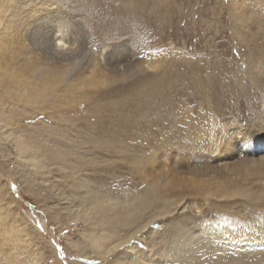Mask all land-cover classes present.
I'll return each instance as SVG.
<instances>
[{
    "label": "rangeland",
    "instance_id": "1",
    "mask_svg": "<svg viewBox=\"0 0 264 264\" xmlns=\"http://www.w3.org/2000/svg\"><path fill=\"white\" fill-rule=\"evenodd\" d=\"M251 33L264 34V0H0V264H264ZM57 36L71 61L41 42ZM153 215L104 258L90 243Z\"/></svg>",
    "mask_w": 264,
    "mask_h": 264
},
{
    "label": "bare ground",
    "instance_id": "2",
    "mask_svg": "<svg viewBox=\"0 0 264 264\" xmlns=\"http://www.w3.org/2000/svg\"><path fill=\"white\" fill-rule=\"evenodd\" d=\"M235 3V2H234ZM239 6V5H238ZM251 9V8H250ZM238 10V9H237ZM243 10V9H242ZM245 11H246V9H245ZM249 11H252V10H248V13H249ZM247 12V11H246ZM252 12H255V10L254 11H252ZM251 12V13H252ZM257 12V11H256ZM236 14V13H235ZM237 17V16H236ZM247 17V16H246ZM256 17V16H255ZM254 17V18H255ZM250 18V17H249ZM246 19V18H245ZM258 19V18H257ZM249 20V19H248ZM245 21V20H244ZM243 21V22H244ZM252 21V20H251ZM250 21V22H251ZM254 21V20H253ZM240 22V21H239ZM242 22V23H243ZM255 22V21H254ZM241 23V24H242ZM237 24V23H236ZM253 24V23H252ZM238 25V24H237ZM236 25V26H237ZM234 26H235V24H234ZM258 26V25H257ZM238 27V26H237ZM239 27H240V24H239ZM245 27V26H244ZM256 27V26H255ZM257 28V27H256ZM260 28V27H259ZM258 29V28H257ZM256 29V30H257ZM236 30V29H235ZM262 30V29H261ZM263 32V31H262ZM237 33V32H236ZM236 33H235V35H236ZM246 34V33H245ZM248 35V34H247ZM250 36H249V39H248V43H250V44H252V45H255L256 47H257V50H256V52L258 53V60H259V62L258 61H256V62H253L252 61V59H253V57L251 56V53H253V52H255V51H250V50H248V51H250L248 54H247V61H248V63L246 64L245 63V65H244V67H245V69L247 70V75H249L248 77H249V80H250V82L252 83V81L251 80H258L260 83H263L264 82V78L263 77H261V75H260V73H261V71L263 72V70H264V34H260V36H261V38L260 39H256L255 38V36H254V34H249ZM237 36V35H236ZM240 36V35H239ZM241 36H242V34H241ZM244 36V35H243ZM31 37V42H33V43H35V41H34V37L33 36H30L29 35V38ZM35 37H37V36H35ZM41 37V36H40ZM39 37V38H40ZM38 38V37H37ZM239 39V38H238ZM36 40V39H35ZM48 40V39H47ZM47 40H45V39H41V42H43L44 41V44L46 45V46H48V52H49V54H50V56H54L53 58H55L58 62L60 61L61 62V64L62 63H65V62H69V61H71V58L76 54V51H75V49H69L68 51H61V52H59V51H56V49L54 48L56 45L54 44V41H56V40H58L59 42H60V40H59V36H57V37H54V38H50L48 41ZM243 40V39H242ZM245 40V39H244ZM53 41V42H52ZM238 42V41H237ZM57 43V42H56ZM36 44V43H35ZM244 44V43H243ZM248 45V44H247ZM44 46V45H43ZM60 46V45H59ZM238 47V46H237ZM241 47V46H240ZM47 48V47H46ZM45 48V49H46ZM57 48V47H56ZM235 49V48H234ZM238 49V48H237ZM241 49V48H240ZM245 49V48H244ZM243 49V50H244ZM236 50V49H235ZM45 51V50H44ZM233 51V50H232ZM240 51V50H239ZM246 51V50H245ZM47 52V53H48ZM242 52V51H241ZM46 53V52H45ZM46 53V54H47ZM238 53H240V52H238ZM237 53V51H235V53L233 52V54H238ZM243 53V52H242ZM48 54V55H49ZM236 56V55H235ZM76 57V56H75ZM239 57V56H238ZM245 57V56H244ZM234 59V58H233ZM237 59V58H236ZM245 59V58H244ZM239 60V59H238ZM241 60V59H240ZM240 62V61H239ZM238 63V62H237ZM242 64V63H241ZM67 65V64H66ZM237 65V64H236ZM254 66V67H253ZM238 67V66H237ZM236 67V68H237ZM262 67V68H261ZM255 68V69H254ZM110 69H111V72H114V73H116V72H118L119 70H120V65H118V64H114L113 66H110ZM261 69H263V70H261ZM237 70V69H236ZM261 70V71H260ZM245 72V71H244ZM1 73V72H0ZM241 73V72H240ZM236 75H237V72L235 73ZM239 74V73H238ZM235 75V76H236ZM246 77V76H245ZM237 78V77H236ZM237 81H239L238 79H236ZM244 80V79H243ZM236 81V82H237ZM248 83H249V81H248ZM239 84H240V82H239ZM243 84V83H242ZM250 85V84H249ZM254 85V84H253ZM239 86V85H238ZM251 86V85H250ZM256 87V86H255ZM234 88V87H233ZM238 88V87H237ZM240 88V87H239ZM240 90V89H239ZM255 90V89H254ZM239 92V91H238ZM248 92V91H247ZM235 93H237V92H235ZM234 93V94H235ZM240 93V92H239ZM250 93V92H249ZM252 93H254V91L252 92ZM238 94V93H237ZM237 96V95H236ZM232 98H233V96H231ZM247 100H248V98H247ZM250 102V101H249ZM249 104V103H248ZM251 105V104H250ZM259 105H261V104H259ZM258 106V105H257ZM264 107V106H263ZM252 108V107H251ZM262 112H263V110H262ZM249 128V127H248ZM1 130V129H0ZM237 130V129H236ZM241 130V129H240ZM247 130V129H246ZM249 130V129H248ZM247 130V131H248ZM243 131V130H242ZM245 131V130H244ZM263 131V130H262ZM235 132V131H234ZM259 132V131H258ZM237 133V132H236ZM240 133V132H239ZM239 133H237V134H239ZM251 132H249V134H250ZM242 136V135H241ZM243 139V138H242ZM251 139V138H250ZM245 140V139H244ZM262 140V139H261ZM239 141V140H238ZM255 141V140H254ZM247 142H249V140L247 141ZM227 143H228V141H227ZM238 143V142H237ZM225 145H226V143H225ZM230 146V145H229ZM228 146V147H229ZM242 146V145H241ZM214 147V146H213ZM218 147V146H217ZM216 147V148H217ZM18 148V147H17ZM22 148V147H21ZM24 148V147H23ZM219 148V147H218ZM25 149V148H24ZM47 149H48V147H47ZM223 149H225V148H223ZM223 149H222V151H223ZM230 149V148H229ZM232 149V148H231ZM17 150V149H16ZM22 150V149H21ZM228 150V149H227ZM227 150H226V152H225V154H227L228 152H227ZM47 151H49V150H47ZM231 152V151H230ZM22 153H26V152H22ZM224 153V152H223ZM222 153V154H223ZM17 154H19L18 152H17ZM47 154H49V155H52L53 153H51L50 154V152L49 153H47ZM232 154V153H231ZM234 154H235V151H234ZM220 155H221V153H220ZM219 155V157H221ZM255 155V154H254ZM22 156H23V154H22ZM246 156H248V155H246ZM253 156V155H252ZM25 157V156H24ZM47 157V156H46ZM49 157V156H48ZM52 157V156H51ZM262 157V156H261ZM50 158V157H49ZM251 158V157H250ZM249 158V159H250ZM53 159H54V156H53ZM246 159V158H245ZM255 159V158H254ZM253 159V160H254ZM240 160H242L241 158H240ZM256 160V159H255ZM254 160V161H255ZM258 160H260V159H258ZM25 161H26V159H25ZM49 161V160H48ZM51 161V160H50ZM239 161V160H238ZM251 161V160H250ZM254 161H252L254 164H255V162ZM261 161V160H260ZM264 161V160H263ZM19 162H21V161H19ZM26 162H28V161H26ZM236 162H237V160H236ZM235 162V163H236ZM252 162H248V160L246 159V164L247 163H250L251 165H252ZM31 163V162H30ZM242 163V162H241ZM240 163V164H241ZM258 163V162H257ZM256 163V164H257ZM223 164H225V163H223ZM222 164V165H223ZM226 164H228V163H226ZM253 164V165H254ZM260 164V163H259ZM219 165V164H218ZM22 166V165H21ZM24 166H26V165H24ZM221 166V165H220ZM244 166V165H243ZM262 166H263V162H262ZM230 167V166H229ZM18 168H19V166H18ZM220 168V167H219ZM218 168V169H219ZM224 168H226V167H224ZM247 168V167H246ZM263 168H264V166H263ZM23 169V168H22ZM230 169V168H229ZM224 170H226V169H224ZM231 170V169H230ZM259 170V169H258ZM217 171V170H216ZM215 171V172H216ZM228 171V170H227ZM227 171H223V172H226L227 173ZM251 171V170H250ZM222 172V171H221ZM229 172V171H228ZM257 172V171H256ZM264 172V171H263ZM210 173V172H209ZM231 173V172H230ZM230 173H228V174H230ZM228 174H226V175H228ZM210 175V174H209ZM255 176V175H254ZM183 182V181H182ZM185 182V181H184ZM179 183L180 182H178L177 184L179 185ZM177 185V187H180V186H182V185H179L178 186ZM191 185V184H190ZM175 186V185H174ZM173 186V187H174ZM188 186V185H187ZM172 187V186H171ZM170 187V188H171ZM176 187V186H175ZM174 187V188H175ZM188 188V187H187ZM181 189V188H180ZM192 189V188H191ZM200 189V188H199ZM55 190H57V189H55ZM171 190V189H170ZM173 190H175V189H173ZM177 190H178V188H177ZM58 192H60L59 191V189H58ZM171 192V191H170ZM56 193V192H55ZM174 193V192H173ZM60 194V193H59ZM174 195H176V193H174ZM179 195H181V194H178V196ZM56 196V195H55ZM148 199H150V196H149V198ZM147 200V199H146ZM152 200H153V197H152ZM78 201V200H77ZM84 202V201H83ZM143 202V205L144 204H147L149 201H145V200H143V201H141V202H139V204L141 205V203ZM146 202V203H145ZM61 203V202H60ZM78 204V203H77ZM139 204H138V206H139ZM83 206V205H82ZM141 207V206H140ZM140 207H138V208H140ZM176 207H178V206H176ZM141 208H143V207H141ZM145 208V207H144ZM63 209H65V208H63ZM79 209V208H78ZM66 210V209H65ZM84 210V208L82 209V211ZM59 211V210H58ZM68 211H70V210H68ZM75 211V210H74ZM80 210H78V212H79ZM81 211V212H82ZM85 211V210H84ZM136 208H135V213H136ZM139 211H140V209H139ZM142 211H143V209H142ZM141 211V212H142ZM49 212V211H48ZM51 212H53V210L51 211ZM50 212V213H51ZM77 212V213H78ZM127 212H129V211H127ZM126 212V213H127ZM126 213H124V215H125V217H127V218H130L129 216L131 215V214H133L131 211L129 212V214L126 216ZM134 213V214H135ZM139 213L140 212H138V215H139ZM52 214V213H51ZM137 214V213H136ZM141 214V213H140ZM86 215H88V214H86ZM155 215V214H154ZM154 215L153 216H151V218H148V219H146V221L144 220V222L143 223H141V224H139V225H136L135 227H133L132 228V231H131V233H130V231H129V235H127V237H125V239H120V240H115V242H113V243H111L109 246L107 245V247H105V245L103 244V242H102V239H100V240H98V239H96V240H94V238H93V240H91L90 241V243L92 244V247H94L99 253V256H101V258H104V257H106V256H108V255H110V253L111 252H114V251H116L117 249L119 250V248H121L124 244H126L129 240H130V238H132L133 237V235H136L137 233H139L142 229H144L145 227H147L148 226V224L151 222V219H152V217L154 218ZM160 215L161 216H164V215H167V211H163L162 213L160 212L157 216H155L156 218L159 216L160 217ZM51 216H53V215H51ZM89 216V215H88ZM87 216V217H88ZM54 217H55V215H54ZM87 217H85V219L87 218ZM150 217V216H149ZM90 218H92L91 216H90ZM161 218V217H160ZM88 220H89V217H88ZM87 220V221H88ZM143 220V219H142ZM86 221V223H90L91 222V219L87 222ZM125 221L126 220H124V223L123 224H125V225H128V223L126 224L125 223ZM17 222H18V220H17ZM20 222V221H19ZM84 222V221H83ZM127 222V221H126ZM21 223V222H20ZM93 223V222H92ZM16 224V223H15ZM14 224V225H15ZM19 224V223H18ZM26 224V223H25ZM25 224H24V226H25ZM96 224V223H95ZM92 225V224H91ZM20 226V225H19ZM24 226H23V228H24ZM129 226H131V225H129ZM22 227V226H21ZM27 227V226H26ZM91 228V227H90ZM130 228V227H129ZM22 229V228H21ZM26 229H28V228H26ZM91 230V229H90ZM262 230V229H261ZM260 230V231H261ZM24 231H26V230H24ZM31 231H33V230H31ZM151 231V230H150ZM30 232V231H29ZM28 232V233H29ZM255 232V231H254ZM264 232V231H263ZM262 232V233H263ZM23 233V232H22ZM32 233H34V232H32ZM21 234V233H20ZM20 234H19V236H20ZM35 234V233H34ZM84 234V233H83ZM88 234V233H87ZM244 234V233H243ZM243 234H241V235H243ZM254 234V233H253ZM24 235V234H23ZM23 235H22V237H23ZM26 235V234H25ZM85 235V237H86V234H84ZM84 235H80V236H83L84 237ZM89 235L91 236L92 234H90L89 233ZM105 235L106 234H103L102 236L105 238ZM162 235V234H161ZM190 235V234H189ZM246 235V234H245ZM263 235V234H262ZM39 236V235H38ZM126 236V235H125ZM156 236V235H155ZM195 236H197V235H195ZM198 236H200V235H198ZM197 236V237H198ZM21 237V236H20ZM30 237V236H29ZM28 237V238H29ZM124 237V236H123ZM194 237V236H193ZM203 237V236H202ZM202 237H199V238H202ZM238 237V236H237ZM236 237V238H237ZM242 237V236H241ZM38 238V237H37ZM82 238V237H81ZM97 238H98V236H97ZM101 238V237H100ZM103 238V239H104ZM109 238V237H108ZM137 238V237H136ZM171 238V237H170ZM196 238V237H195ZM30 239V238H29ZM38 239H40V238H38ZM42 239V238H41ZM84 239V238H83ZM87 239V238H86ZM91 239V238H90ZM151 239V238H150ZM154 239H155V237H154ZM169 239V238H168ZM235 239V238H234ZM26 240V239H25ZM32 240V239H31ZM156 240V239H155ZM202 240V239H201ZM210 240V239H209ZM211 240H213V239H211ZM154 241V240H153ZM169 241H171V239H169ZM197 241V240H196ZM25 242V241H24ZM34 242H35V240H34ZM199 242V241H198ZM205 242L207 243L208 242V239H207V241L205 240ZM88 243V242H87ZM104 243H106V242H104ZM197 243V242H196ZM200 243H201V241H200ZM210 243V242H209ZM37 244V243H36ZM108 244V243H107ZM154 244V243H153ZM202 244V243H201ZM247 244H251V242H247ZM263 244V243H262ZM35 245V244H34ZM177 245H178V242H177ZM88 246H89V244H88ZM195 247H196V245H194ZM193 246V247H194ZM204 246V245H203ZM209 246V245H208ZM31 247H32V245H31ZM39 247V246H38ZM90 247V246H89ZM127 247L128 246H124V248H126L127 249ZM190 247H191V244H190ZM193 247H191V248H193ZM264 247V246H263ZM188 248V247H187ZM218 248V247H217ZM38 249V248H37ZM91 249V248H90ZM129 249V248H128ZM229 249V248H228ZM75 250V249H74ZM130 250H131V248H130ZM129 250V251H130ZM217 250V249H216ZM221 250V249H220ZM259 250V252H261V253H264L263 251H261V249H258ZM95 250H93V252H94ZM97 251H95V252H97ZM246 252H245V254H250V255H252L253 254V252H251V251H255V252H257L258 253V251H257V248H251V249H249V248H246V250H245ZM249 251V252H248ZM38 252V251H37ZM206 252V251H205ZM255 252H254V254H255ZM94 254V253H93ZM137 254V253H136ZM189 254V253H188ZM192 254H193V252H192ZM232 254V253H231ZM238 254V253H237ZM240 254V253H239ZM253 254V255H254ZM38 255V254H37ZM42 255V254H41ZM40 255V256H41ZM190 255V254H189ZM238 256V255H237ZM243 256V255H242ZM245 256V255H244ZM42 257V256H41ZM184 257V256H183ZM202 257V256H201ZM231 257V256H230ZM240 257V256H239ZM250 257V256H249ZM258 257H260L259 255H258ZM90 258H92V257H90ZM98 258V257H97ZM182 258V257H181ZM180 258V259H181ZM217 258V257H216ZM193 259V258H192ZM198 259V258H197ZM234 259H236V258H234ZM238 259V258H237ZM240 259H241V257H240ZM239 259V260H240ZM262 259V258H261ZM260 259V260H261ZM151 260V259H150ZM182 260H185L184 258L182 259ZM187 260V259H186ZM186 260H185V262H186ZM202 260V259H201ZM204 260V259H203ZM203 260H202V263H203ZM219 260V259H218ZM239 260H237V264H245L246 262L245 261H239ZM251 260V259H250ZM54 261V260H53ZM192 261H196V260H192ZM198 261H199V259H198ZM214 261V260H213ZM225 261H227V260H225ZM236 261V260H235ZM234 261V262H235ZM253 261V260H252ZM47 262V261H46ZM50 262V261H49ZM188 262V261H187ZM208 262H209V259H208ZM227 262H229V261H227ZM232 262V261H231ZM241 262V263H240ZM243 262V263H242ZM251 262V261H250ZM52 263V262H51ZM116 263V262H115ZM196 263V262H195ZM200 263H201V261H200ZM204 263H207V262H205V260H204ZM125 264H126V262H125ZM184 264V263H183ZM186 264V263H185ZM198 264V263H197ZM210 264V263H209ZM214 264H226V263H221V262H218L217 261V263L215 262ZM234 264H236V263H234Z\"/></svg>",
    "mask_w": 264,
    "mask_h": 264
}]
</instances>
